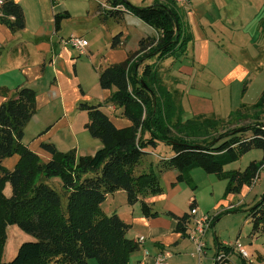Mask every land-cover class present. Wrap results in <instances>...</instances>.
Returning a JSON list of instances; mask_svg holds the SVG:
<instances>
[{
  "label": "trees",
  "instance_id": "1",
  "mask_svg": "<svg viewBox=\"0 0 264 264\" xmlns=\"http://www.w3.org/2000/svg\"><path fill=\"white\" fill-rule=\"evenodd\" d=\"M108 2V15L122 21L125 14H131L156 31L141 39L139 49L125 61L99 71L101 89L115 88L107 104L122 109L121 116L131 125L118 128L102 110L103 104L79 102L78 109L88 115L86 130L102 147L93 155L78 156L75 149L62 152L54 143H42V149L51 155L45 162L23 143L25 128L37 113V92L26 86L16 89L0 106V264H89L90 259L98 264H130L140 246L127 236L131 225L102 209L109 195L124 191L129 205L140 203L145 217L156 218L160 213L145 199L164 193L161 174L165 172H178L175 184L191 183L189 172L201 168L227 180V193H237L243 185L253 184L264 166L263 158L243 172L225 170L251 150L264 151V90L254 105H242L231 114L242 117L244 110H253L250 124L223 129L215 118L203 115L183 121L179 95L164 86L161 75L162 63L182 59L192 41L176 4L157 1L139 7L128 0ZM0 10V23L11 32L25 29L20 3L0 0ZM70 17L69 12L54 16L57 32ZM122 36L120 32L113 37L112 48L121 46ZM0 93L7 95V90L0 88ZM160 142L169 145L174 156L141 169L146 150ZM16 155L14 169H7L4 160ZM56 178L62 181L61 191L50 183ZM7 185L10 196L5 194ZM196 207L193 199L190 208ZM166 215L177 221L176 232L188 236L189 213L178 216L168 211ZM249 217L253 234L263 232L264 195L249 210ZM11 225L36 240L22 243L15 257L4 262ZM221 253L226 256L219 258ZM231 254H236L233 248L219 244L214 264H233Z\"/></svg>",
  "mask_w": 264,
  "mask_h": 264
},
{
  "label": "rangeland",
  "instance_id": "2",
  "mask_svg": "<svg viewBox=\"0 0 264 264\" xmlns=\"http://www.w3.org/2000/svg\"><path fill=\"white\" fill-rule=\"evenodd\" d=\"M128 1L139 7H145L150 3L148 0ZM109 9L111 8L108 0H47L43 1V3H40L38 0H30L25 3L23 10L28 28L22 34L30 42L28 43L29 52H24L25 56H23L24 54H19L17 57L16 54L10 55V52L5 51L0 57V86H6L13 90L19 85H23L31 87L37 92L39 110L25 129V142L34 143L37 139L42 138L46 142L54 143L57 149L62 152L74 150L77 147L78 156L93 155L97 147H102L101 142L91 137L88 131L85 130L84 125L88 120L87 113L74 108L71 103L76 96H80L83 99L80 102L101 103L103 104L102 110L109 116L113 115L109 113L108 107L105 106V102L111 92L101 89L99 85V71L112 63H117L116 61H123L129 51L138 49L140 29L136 26H130L129 23L128 31L130 38L127 41V45L125 47L120 46L119 48L121 49H116L123 50L125 56L121 54V51H118L115 55H111L113 37L124 31V26L127 25H125V20L120 21V19L108 15ZM65 12H69L71 17L63 20L60 31L55 34L54 16ZM133 18L142 22L134 16ZM39 29L45 31L43 35L55 36L56 39L58 37L60 41L66 40L71 36L81 37L86 39L89 45L86 48L85 54H80V51L72 47L67 48L70 52L62 54L58 66H51L49 64L44 71H40L37 64L41 63V50L44 51V49L39 48L33 42V33L38 32L39 34ZM229 40L233 43L234 51L224 48L219 53L222 57L215 58V63L221 61L219 64L224 68L216 67L218 71L212 68L217 72L212 75V83L219 86H221V83L217 77H222L224 70L225 72L228 71V68L234 66L237 61H242V63L249 62L255 57L254 54L258 51V46L264 50L263 37L253 38L251 36L232 35ZM59 46L63 48L61 45ZM225 55H228L229 58H225ZM74 64H76L77 76H74ZM261 64L264 65V53L261 57V63L258 66L254 64L255 68L252 69L251 76L246 80L245 85L235 84V87L238 86V88L225 89L221 87V89H216L214 87L211 89L204 83H202L201 87L200 84L192 86V88L188 89L191 91V95H186L187 111L182 104L183 121L193 119L190 113L194 110V101L212 99L216 105L214 120L223 129L252 123L253 120L250 119V115L254 112L250 109L244 110L242 117L235 116V118L231 116L233 112H231L230 117H226L225 111L227 105L224 103V97L227 92L228 95L232 92L233 96L238 97L244 90V100L242 102L245 105L247 104L246 107L258 102L264 90V66L261 67ZM57 67L60 69H57L60 73H57ZM56 77L59 78L62 85H75L78 94H74L68 87H62L59 84L62 87L61 91H66L65 94H61L58 99H54L53 95L52 98L44 97L47 93L50 96L49 88ZM79 84L82 85L85 92L90 96V99L82 95ZM164 86H166L165 82ZM114 90L115 88L112 89V91ZM239 109L233 111L235 112ZM247 115H249L248 118L244 119ZM238 117L240 118L238 119ZM262 122L264 123V119ZM48 127H51V129L45 133ZM220 127L219 129H221ZM147 151L149 152L143 156L141 169H147L149 162H155L154 164L157 165L160 159H169L174 156L172 148L161 142L157 147H150ZM15 158H10L6 161L10 162V160L13 161ZM263 158L264 151L254 149L244 154L238 161L227 165L225 170L243 172L250 163L254 161L260 162ZM189 176L191 183L181 182L175 184V191L170 195L172 203L178 211L191 215L190 204L195 199L198 203L197 212L202 215H210L214 220L213 226L203 239L206 247L201 255L196 252V247L194 246L193 250L192 246L193 255L188 253L174 254L172 255L173 259L169 260V264H214L219 244L232 246L237 241L243 245L250 256L249 259L245 260L246 264H264V231L254 235L249 217V210L264 195V166L253 184L243 185L237 193H227V180L220 179L215 174L206 173L201 168L192 169L189 172ZM170 181H175L170 173L164 177L161 176V185L166 195L169 190ZM53 182L55 188L61 191V179H53ZM5 194L7 196L11 195V187L9 185L5 188ZM168 201L167 198L163 202L157 203L153 207L154 211L159 212L160 215L167 216L166 212L168 211L164 209ZM102 207L107 215H112L111 211L113 209L117 211L134 209L135 216L142 213L140 204L134 207L128 205L127 196L124 191L111 195L102 204ZM193 227L194 220H191L190 228ZM138 232L139 229L134 228L129 233L128 238L132 239ZM7 234L8 239L3 257L4 262H8L15 257L22 243L36 240L33 236L23 232L17 225L9 226ZM135 254H138V252ZM232 255L231 261L233 264H244V259L238 253ZM89 264H98V262L95 259H90Z\"/></svg>",
  "mask_w": 264,
  "mask_h": 264
},
{
  "label": "crops",
  "instance_id": "3",
  "mask_svg": "<svg viewBox=\"0 0 264 264\" xmlns=\"http://www.w3.org/2000/svg\"><path fill=\"white\" fill-rule=\"evenodd\" d=\"M15 1L20 3L24 7L25 3L29 2L30 0H15ZM38 1L40 3H43V1H47V0H38ZM148 1L150 2L149 5H153L155 2L159 0H148ZM175 4L180 13V16L183 19L187 31L190 33L192 37V41L189 43L187 53L182 59L176 60L174 58H169L162 63L161 75L168 90L177 93L179 95V98L182 104L184 105L185 110L187 111L186 95L188 94L191 95V91H189L188 89L192 88V86H195L196 84H200L201 87L202 83H204L207 85V87L211 89H213L214 87L216 89H221V87H224L225 89H231L233 87L238 88V86L235 87V84L241 85L246 83L247 82L246 80L251 76V73L253 71L252 69L255 68V65L258 66L259 63H261V57L264 53V50H262V48L258 46V51L254 54L255 57H253L249 62L242 63V61H237V63L234 66L228 68V71L225 72L224 70L222 77L220 78L217 77V79L220 80L221 86L212 83V75L217 73L215 71L217 70L216 67H219L221 69L224 68L223 66H221V64H219V62L221 61L215 63V58L222 57V55L219 53L222 52L224 48H228V50L234 51L233 43H231V41L229 40L232 37V35H244L245 37L251 36L253 38H258V37L264 38V0H189L187 4H178V3ZM133 16L134 15L131 14L124 15L125 25L127 26H124V31H121L123 33L121 46L125 47L127 45V41L130 38L128 31V24L130 23V26H136L140 29L139 31L140 37L138 39V49H139V43L141 39L156 35V31L146 23L144 24L143 21L140 22L139 20H136L135 18H133ZM27 28L28 27L26 23V27L24 30L17 33H13L10 31V29L7 26L0 23V44H1L0 57L2 53L5 51L10 52V55L16 54L17 57L19 54L23 55L24 52H29L28 43L30 42L26 40L24 38V35L22 34ZM39 30H40L39 34L38 32L33 33L34 34L33 42L36 43L39 48L44 49V51L41 50L42 52L41 53L42 58L40 60L41 63L37 64L38 68H40V71H44L47 65L49 64L51 66L53 65L58 66L59 62L61 61L62 54L70 52L67 48L71 46L62 43V40L60 41L58 37H57L58 39L57 41L55 36H47L46 34L43 35L45 31H43L42 29ZM54 32L55 34H57L59 31L57 32L56 29H54ZM59 45H61L63 48H60ZM119 47L113 48L111 55H115L117 54L118 51H121V54L125 56L124 55L125 52L123 50H116V49H121ZM137 50L129 51L127 53V56L124 57V59L126 60L130 53L136 52ZM258 55L259 57L257 58ZM23 56H25V54ZM224 57L229 58L228 55H225ZM124 59L123 61H125ZM119 61L116 62L117 63L123 62V61L121 62ZM263 66L264 65L261 64V67ZM73 67H74V76H77L76 64H74ZM212 68H214L215 70H213ZM57 69L59 68L58 67L56 68L57 73H60ZM59 84H61L59 78L56 77L49 88L50 96L47 93L44 95V97L52 98L53 95L54 99H58L61 94L63 93L65 94L66 92V91L63 92L61 91V88L63 86L68 87L70 90L74 92V94H78L75 85L61 84L62 86L61 87L59 86ZM18 87H24V86L19 85ZM18 87L12 90L6 86H0V88H4L7 90V95H3L0 93V106L7 99L14 96L15 91ZM79 89L81 90V93L83 96H85V98L90 99V96L85 92L84 88L80 84H79ZM107 91H110L112 94L115 90L114 91L107 90ZM81 100H83L82 97L76 96L74 101H72L71 103L72 106L78 109V103ZM242 100H244V90L243 93L240 94L238 97L233 96L232 92L229 95L228 92L225 94L224 103L227 105L226 107L227 109L225 111L226 117H230L231 112H234L233 110L241 108L242 105H245V103L242 102ZM97 104H101V103H97ZM105 106L108 107L109 113L113 114L110 115V118L118 128H124L131 125L129 120L121 116L122 109L112 104H107V102H105ZM215 106L216 105L214 103V100L212 99H206V101L196 100L194 101V107H193L194 110L190 114L192 115V117L203 115L205 117L214 118ZM38 110L39 109H38V99H37V113ZM87 122L88 120L85 122V124ZM50 129L51 127H48L45 133ZM23 143L28 145V147L32 151L37 153L40 156V158L43 159L45 162L51 159V155L45 152L41 147L42 143H51V142H46V140L39 138L34 143L25 142L23 139ZM76 148L75 150L77 152ZM100 148L101 146L99 148L97 147L96 151ZM11 158H15V159L13 161L10 160V162H7L6 161L7 159H5L3 162V165L9 170L14 169L19 159L17 155ZM154 166H156V164H154ZM176 172H177L176 170H171L161 174V176L164 177L165 175L170 173V175H172V177L175 180V181H170L167 195L166 193H164L161 195L148 197L145 200L149 204H151L152 207H154L156 206L157 203L163 202L165 199L168 198L169 201L165 204L164 210L171 211L178 216H182L186 212L184 213L178 211L176 206L172 203V199L170 197V195L175 191L174 186H176L175 183H176V178L178 176V172L177 173ZM50 183H54L53 179L50 180ZM110 196L111 195L107 197L106 201ZM135 205H130V207H134ZM197 207H198V203H197ZM102 209L104 210L103 207ZM104 212L106 213L105 210ZM111 212L113 214L114 213L118 214L127 224L132 226L131 229L128 231L127 236L129 235L131 230H133L134 228H138L139 232L134 237H132V239L134 241H137V239L141 236H144L146 238V241L144 243L139 244L140 247L139 250L137 251L138 254H135L136 253L135 252L131 255L130 264H156V258L161 252H169L170 258L168 259V264H169V260L173 259L172 255L174 254L176 255L183 253H188L192 255L194 254V252L192 251V246L194 250L195 244L188 238V236H183L181 233L176 232L177 221L175 219H172L165 215H160L159 217L156 218H147L142 213L140 215L135 216L134 209L133 210L125 209L121 211H117L113 209ZM217 252L218 249L216 251V254ZM232 257L233 255L231 254L229 256L230 260Z\"/></svg>",
  "mask_w": 264,
  "mask_h": 264
},
{
  "label": "built area",
  "instance_id": "4",
  "mask_svg": "<svg viewBox=\"0 0 264 264\" xmlns=\"http://www.w3.org/2000/svg\"><path fill=\"white\" fill-rule=\"evenodd\" d=\"M165 1H172L178 4H187L189 0H161ZM2 15L0 10V16ZM62 43L65 45H70L72 48L80 51V54H85L86 48L88 47L89 43L86 39L76 36H71L66 40H62ZM1 48V44H0ZM197 207L191 210V219L194 220V227L189 228L188 230V238L195 244L196 252L201 255L204 252L206 247L205 238L208 231L211 229L213 225V218L210 215H202L197 212ZM146 241L144 236H141L137 239L138 244H142ZM228 246V245H226ZM234 249L236 253L241 255L245 259H249V254L247 250L243 247V245L237 241L234 245L228 246ZM226 256L225 253H221L220 257ZM170 258L169 252H161L156 258V264H168V259Z\"/></svg>",
  "mask_w": 264,
  "mask_h": 264
}]
</instances>
